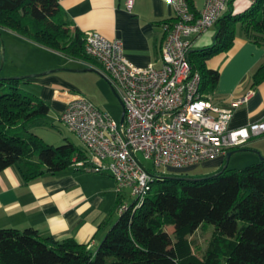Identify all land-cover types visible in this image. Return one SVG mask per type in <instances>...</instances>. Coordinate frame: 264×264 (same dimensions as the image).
Segmentation results:
<instances>
[{
  "label": "trees",
  "instance_id": "trees-1",
  "mask_svg": "<svg viewBox=\"0 0 264 264\" xmlns=\"http://www.w3.org/2000/svg\"><path fill=\"white\" fill-rule=\"evenodd\" d=\"M187 1L198 12L195 0ZM234 2L215 25L214 44L190 53L207 95L219 80L207 62L233 47L239 29L264 47V0L248 3L239 14ZM2 29L71 60L93 61L85 54L84 34L71 32L60 0H0ZM29 80L0 77V172L17 164L32 181L66 171L75 156L84 159L85 150L69 142L54 147L29 131L50 113L46 102L23 87ZM263 80L264 62L255 73L256 83ZM158 172L150 196L136 211L118 215L96 252L72 238H43L33 228H0V264H264V160L192 181ZM209 227L212 235L202 251L195 237Z\"/></svg>",
  "mask_w": 264,
  "mask_h": 264
},
{
  "label": "built area",
  "instance_id": "built-area-1",
  "mask_svg": "<svg viewBox=\"0 0 264 264\" xmlns=\"http://www.w3.org/2000/svg\"><path fill=\"white\" fill-rule=\"evenodd\" d=\"M164 1L173 8L175 18L163 25L166 38L160 50L161 68L135 66L126 58L120 40L94 32L84 35L86 56L100 64L122 100L124 124L115 122L82 94L73 95L60 117L85 150L84 159L75 156L71 168L110 175L116 182L118 215L142 206L152 192L155 171H181L226 158L230 151L264 138V122L229 128L233 107L242 105L250 95L231 106L218 104L213 95L202 92V77L189 59L194 40L215 27L229 11L231 0H204L198 12L187 0ZM244 1L253 4L258 0ZM133 4L134 0H127L128 10ZM138 153L152 162L153 170L145 167Z\"/></svg>",
  "mask_w": 264,
  "mask_h": 264
},
{
  "label": "crops",
  "instance_id": "crops-1",
  "mask_svg": "<svg viewBox=\"0 0 264 264\" xmlns=\"http://www.w3.org/2000/svg\"><path fill=\"white\" fill-rule=\"evenodd\" d=\"M60 5L72 33L80 31L85 35L94 32L109 40H120L126 58L135 66L162 67L160 50L166 38L163 25L175 18L173 8L164 0H134L131 10L127 8V0H60ZM203 7L204 1L199 7L195 0L198 11ZM247 8L248 3L244 0H235L233 4L235 14L243 13ZM216 33L217 27H214L195 39L193 50L211 47ZM67 59L78 64L75 70L86 69L106 78L112 86L95 60L81 64ZM263 62L264 47L247 40L241 29L228 52L216 55L207 62L208 69L219 73L213 92L215 102L231 106L235 100L250 95L242 105L233 107L230 129L264 122V80L260 83L255 81V73ZM65 65L55 67L67 69ZM50 69L43 67L15 72L12 67L5 77L42 75ZM75 73L84 72L59 71L32 78L23 87L49 105V114L61 115L73 95L81 94L78 92L81 88L68 77V74ZM246 148L251 149L248 153L255 154L251 163L257 161V152L264 157V138L252 140ZM208 162L213 166V172L207 176H212L223 170L226 158ZM115 190L116 182L107 174L69 168L58 174L45 173L27 181L15 164L0 172V228L19 231L33 228L43 238L59 241L72 238L79 244L89 245L90 250L96 252L116 222L118 196Z\"/></svg>",
  "mask_w": 264,
  "mask_h": 264
},
{
  "label": "rangeland",
  "instance_id": "rangeland-1",
  "mask_svg": "<svg viewBox=\"0 0 264 264\" xmlns=\"http://www.w3.org/2000/svg\"><path fill=\"white\" fill-rule=\"evenodd\" d=\"M204 0H196L199 7ZM4 57V65L0 73L1 78H6L9 68H15V72L25 69H40L43 67L52 68L50 71L57 70L58 64H66L67 69H75L78 64L69 62L66 57L60 53L48 49L32 40L26 39L17 33L2 29L0 31V68ZM12 66V67H11ZM50 66V67H49ZM81 68V67H80ZM20 71V72H22ZM66 75V74H63ZM69 79L81 88L80 92L94 103L103 113L109 115L115 122L120 124L122 116V107L118 98L114 95L106 78L96 76L91 72L68 74ZM26 76V75H25ZM23 77V76H22ZM13 78V77H11ZM28 91V90H27ZM61 115L51 112L46 118L39 119L29 127V131L38 135L47 144L54 147L62 146L66 143H72L74 146L82 147L81 140L71 132L61 121ZM252 153L239 154V158L230 161L229 170H242L252 166L260 161L251 163ZM138 157L144 163L145 167L152 169L151 161L144 158V155L138 153ZM207 163V164H206ZM213 166L210 162H205L184 168L182 171L170 169H160V173L167 177H185L188 179H204L213 172ZM153 170V169H152ZM117 210V209H116ZM118 220V213H115V221ZM213 227L206 230H199L196 234L200 249L204 251L210 241Z\"/></svg>",
  "mask_w": 264,
  "mask_h": 264
},
{
  "label": "water",
  "instance_id": "water-1",
  "mask_svg": "<svg viewBox=\"0 0 264 264\" xmlns=\"http://www.w3.org/2000/svg\"><path fill=\"white\" fill-rule=\"evenodd\" d=\"M3 65H4V57L2 59V62H1V68H0V73H1V70L3 68ZM59 71H68V72H87L88 70L86 69H83V70H75V69H57V70H53V71H50L48 73H44L42 75H35V76H26V77H22V78H27V79H32V78H39V77H42V76H46L48 74H53V73H57ZM111 90L113 91L114 95L118 98L120 104H121V107H122V116H121V120H120V124L123 125L124 124V121H125V108H124V105L122 103V100L120 98V96L118 95V93L116 92V90L113 88V86H111ZM248 152V150L246 148H240V149H235V150H232L230 151L227 156H226V163H225V166L223 168V170L215 175H212L210 176L209 178H213V177H217L219 176V174H221L224 170L228 169V166H229V163L231 161V159L236 156V155H239V154H243V153H246ZM258 156L260 157V160H264V157L262 155H260L259 152H257ZM208 177H206L205 179H207ZM186 180H189V181H192L194 179H188V178H184Z\"/></svg>",
  "mask_w": 264,
  "mask_h": 264
}]
</instances>
